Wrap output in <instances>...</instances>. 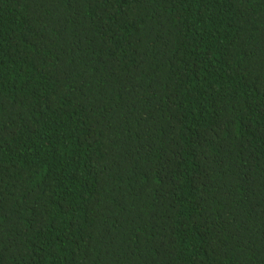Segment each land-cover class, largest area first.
Returning <instances> with one entry per match:
<instances>
[{"label": "trees", "instance_id": "trees-1", "mask_svg": "<svg viewBox=\"0 0 264 264\" xmlns=\"http://www.w3.org/2000/svg\"><path fill=\"white\" fill-rule=\"evenodd\" d=\"M0 264H264V0H0Z\"/></svg>", "mask_w": 264, "mask_h": 264}]
</instances>
